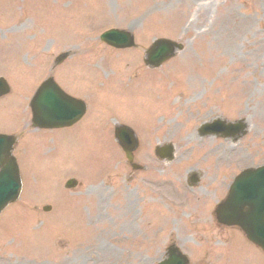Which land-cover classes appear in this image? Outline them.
I'll use <instances>...</instances> for the list:
<instances>
[{
	"label": "rangeland",
	"instance_id": "1",
	"mask_svg": "<svg viewBox=\"0 0 264 264\" xmlns=\"http://www.w3.org/2000/svg\"><path fill=\"white\" fill-rule=\"evenodd\" d=\"M37 1L22 0L14 4L23 23L19 31L15 30L7 37V48L13 41L27 38L12 40L22 31L35 39L26 48L29 54L22 56L28 61L27 65L8 74L12 92L19 89L21 79L32 72L42 78L46 74L45 67L52 64L53 53L70 49L72 55L56 67V73L59 72L57 75L62 80H75L76 91L86 97L90 108L86 122L95 127L100 123V112L92 113L98 102L105 118L110 115L111 118H119L117 112L121 110L129 114H146V106L162 102L164 108H156L150 119L140 122L142 129L138 135L141 147L136 159L139 162L148 159L152 163L151 168L140 174L143 176L141 184L139 173L124 166L122 153L113 157L103 175L92 178L88 173L89 163L77 165L75 161L78 157H75L77 151L74 149L87 136L83 128L51 131L52 147L64 148V155L55 159L53 164L37 169L40 177L35 169L26 168L25 192L17 203L4 210L0 219V264H153L163 255L171 239L190 252L191 264H264V255L250 249L241 235H236L238 244L222 246L216 243L219 239L229 242L235 231L210 227L207 214L201 213V223L196 226L191 224V218L185 222L180 216L176 218L174 213L171 214L178 208L177 202L184 194L176 190L181 181L179 176L189 166L202 165L205 169L203 183H206L214 171L221 168L231 174L244 165L264 162V0H98L99 5L87 0V4L79 2L84 7L79 6L81 12L73 15H63L47 4L49 15L46 21L52 23L50 27L42 23L44 7H37L36 15L26 11L31 3ZM72 1L63 0V3L68 5ZM7 8V4H0V13L8 14ZM174 8L177 10L173 11ZM52 15L56 18H51ZM90 18L94 20L95 30L91 34L86 31L82 38L92 37V40L88 38V43L92 41L91 48L97 56L91 58L76 50L82 45L74 47L75 41L67 38L84 29V22ZM111 26L133 30L136 47L112 50L99 42L98 33ZM156 36L179 39L184 49L159 68L150 69L144 66L141 57L151 38ZM99 53L106 60L120 65L110 66L114 70L117 87L123 67H129L126 77L140 76L142 88L135 91L137 95L122 96L117 101L113 93H107L109 82L113 80L111 71L102 68V78L96 80L97 74L86 70L90 69V63L100 64ZM79 57V70L75 66H65L71 59ZM217 62L221 63L225 73L215 80L212 76ZM63 66L68 71L60 69ZM153 91L154 95H151ZM138 95H141V100ZM148 96L150 102L146 104ZM0 106L10 108L9 103H1ZM14 109L15 119L19 121L22 101H18ZM219 114L228 118L246 117L247 134L236 142L228 138L194 136L200 121ZM154 135L159 140L176 143V157L172 162L147 157L146 151L150 149L152 140L147 143L146 139ZM92 136L90 143H97L96 138L100 137ZM187 137L198 145L184 144ZM32 142L36 147L44 143L42 139ZM95 148L99 151L97 145ZM87 157L91 155L87 154ZM74 163L78 168L73 169ZM56 168L59 174L52 179ZM71 176L79 178V185L70 190L63 188L62 184ZM60 183V191L64 194L61 197L58 193ZM154 184L157 195L151 193ZM45 203L52 205L49 213L42 210ZM59 204L62 205L60 209ZM74 208L79 211V235L58 232L61 231L59 220L54 221V217L67 212L64 218H70L69 210ZM75 221L76 218L71 223H63L69 227L63 230H72L76 227ZM50 229L56 232L51 233ZM24 233L31 237L44 235L50 248L44 250L46 241L40 240L35 245L41 250L25 251L22 243ZM231 246L235 253L241 255L239 258L229 255ZM3 257L6 259H1Z\"/></svg>",
	"mask_w": 264,
	"mask_h": 264
},
{
	"label": "water",
	"instance_id": "2",
	"mask_svg": "<svg viewBox=\"0 0 264 264\" xmlns=\"http://www.w3.org/2000/svg\"><path fill=\"white\" fill-rule=\"evenodd\" d=\"M126 34L129 37V34L128 33H126ZM174 46H175L174 43L167 41V40L156 41L152 47V51L153 50L154 51L152 52V54L149 55V57L147 58V61L148 62L149 61L157 62V61H161V60L165 59L169 53L168 49L170 48V50H172ZM155 49H157V51H158L157 55L163 54L157 59H154V57H153V55L156 52ZM166 49H167V51H166ZM13 171H14V167H13V164L10 162H6L0 169V208L5 204V202L8 199H10L14 195H16L15 194V192H16V189H15L16 178H15V176L16 175L14 174ZM3 186L5 188H3ZM236 198H237L238 203L241 202L240 195H237ZM241 204L242 203H239V205H241ZM236 212H237L239 219H242L243 221H245V220L250 221L252 219L253 220L255 219V220H259L260 223L264 224V213L257 215L254 205L252 207H250L249 209H244V210L237 208ZM247 233L249 236H251V238L253 237L254 239H256L255 235L253 234L252 231L249 230V231H247Z\"/></svg>",
	"mask_w": 264,
	"mask_h": 264
}]
</instances>
